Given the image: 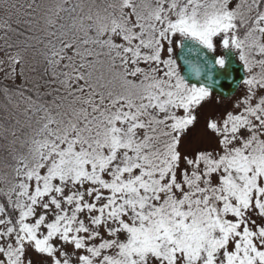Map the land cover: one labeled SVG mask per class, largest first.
<instances>
[{"label":"snow or ice","instance_id":"snow-or-ice-1","mask_svg":"<svg viewBox=\"0 0 264 264\" xmlns=\"http://www.w3.org/2000/svg\"><path fill=\"white\" fill-rule=\"evenodd\" d=\"M0 264H264V0H0Z\"/></svg>","mask_w":264,"mask_h":264},{"label":"water","instance_id":"water-1","mask_svg":"<svg viewBox=\"0 0 264 264\" xmlns=\"http://www.w3.org/2000/svg\"><path fill=\"white\" fill-rule=\"evenodd\" d=\"M225 92H227L228 90L227 89H224Z\"/></svg>","mask_w":264,"mask_h":264}]
</instances>
